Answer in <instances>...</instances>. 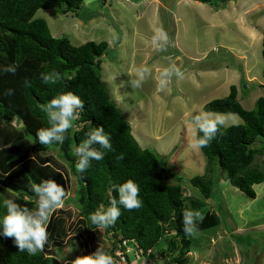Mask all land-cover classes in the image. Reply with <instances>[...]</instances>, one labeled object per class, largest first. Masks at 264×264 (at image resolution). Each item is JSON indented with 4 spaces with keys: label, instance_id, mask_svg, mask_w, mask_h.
<instances>
[{
    "label": "rangeland",
    "instance_id": "1",
    "mask_svg": "<svg viewBox=\"0 0 264 264\" xmlns=\"http://www.w3.org/2000/svg\"><path fill=\"white\" fill-rule=\"evenodd\" d=\"M211 7L192 0H82L73 13L39 9L33 15L44 20L52 37H66L72 46L86 41L107 43L106 55L100 59V80L134 141L164 161L165 183L178 185L182 198L202 201L217 219L215 227L187 237L189 249L183 255L179 239L170 230L160 250L152 257H140L136 264H264V183L253 185L254 198H247L220 170L211 167L206 173L203 154L188 148L191 116L208 101L226 96L230 85L236 88V99L244 110L252 109L255 99L264 96V0H231L214 7L217 10ZM159 28L168 33L166 52L156 51L150 43ZM166 56L185 70L186 79L173 78L169 88L158 94L155 76L167 66ZM141 64L150 67L153 75L141 88L133 89L131 70ZM19 125L17 120L10 123L18 131ZM260 140L254 148L264 143V138ZM30 145L24 139L21 153ZM51 158L55 164L50 167L61 173L71 198L73 179L61 161ZM250 167L264 170V149ZM206 174L215 182L209 199L188 183L191 177ZM52 216L62 219V235L52 246L47 244L52 264H71L98 247L108 253L109 236L97 229L88 231L71 202ZM81 235L88 242L86 249L80 248ZM128 256L133 258L131 253Z\"/></svg>",
    "mask_w": 264,
    "mask_h": 264
},
{
    "label": "trees",
    "instance_id": "2",
    "mask_svg": "<svg viewBox=\"0 0 264 264\" xmlns=\"http://www.w3.org/2000/svg\"><path fill=\"white\" fill-rule=\"evenodd\" d=\"M200 4L219 7L231 0H192ZM82 0H0V216L3 195L14 199L23 207L35 206L33 183L53 179L64 187L61 173L50 167L55 156L64 165L63 170L73 179V195L66 199L76 209L77 217L84 222L88 231L91 225L89 214L103 205L109 206V190L127 180H133L140 188L139 199L142 207L128 211L121 206V215L115 225L103 231L109 236L108 254L116 260L114 253L121 252L126 264L137 261L145 255L153 256L165 242V236L173 231L179 239L183 255L188 249V238L183 232L182 212L184 209L199 210L204 219L198 222V231L213 228L217 224L215 215L208 213L200 200L182 198L178 185L165 183L164 161L152 150L141 149L130 134L129 126L120 110L110 100L104 83L100 80V59L106 55L107 43L86 41L72 46L66 37L50 35L44 20L33 18L39 9L53 10L56 14L73 13L80 8ZM261 76L264 78V58ZM16 65L15 74L5 73L3 68ZM59 72L62 79L55 85L42 83L41 73ZM25 80L31 87H25ZM12 95H6L7 90ZM72 92L84 102L80 118L73 122V128L65 134L63 144L43 146L38 143L35 133L48 127L40 105L63 92ZM202 111L236 113L242 119L238 126L221 129L208 147L200 152L206 160V173L211 169L220 170L229 182L247 198H254L253 185L264 183V170L250 167L255 155L264 149L253 145L264 138V96L253 102L252 109L244 110L236 99V88L228 87L226 96L205 103ZM17 120L20 131L10 127ZM103 126L110 137L112 150L104 151V159L92 161L83 173L76 170L78 157L74 149L87 138L95 127ZM30 141L31 147L21 153L22 142ZM257 143V144H258ZM95 147L99 148L98 145ZM53 155H46V154ZM123 154V159L119 157ZM31 155V157H30ZM34 157V159H32ZM213 172V171H212ZM203 199L211 198L213 176H195L188 179ZM12 189L13 192L7 191ZM15 193V195H13ZM113 197L117 194L113 191ZM186 202V203H185ZM62 219L50 218L46 225L48 242L52 246L62 235ZM237 235V234H235ZM233 239L236 236L232 235ZM81 249L88 242L82 236ZM53 240V241H52ZM44 251L35 256L19 252L14 238L0 235V264H52L54 261ZM133 258H129L128 254Z\"/></svg>",
    "mask_w": 264,
    "mask_h": 264
},
{
    "label": "clouds",
    "instance_id": "3",
    "mask_svg": "<svg viewBox=\"0 0 264 264\" xmlns=\"http://www.w3.org/2000/svg\"><path fill=\"white\" fill-rule=\"evenodd\" d=\"M151 46L158 52H166L169 46L168 33L163 29H157L150 38ZM168 61L167 66L157 70L156 92H165L172 83L173 78L177 82L186 79V72L176 65L171 56L164 57ZM16 65H8L3 68L5 73L15 74ZM133 79L129 81L131 88L139 89L143 83L152 77L153 71L150 67L141 64L132 68ZM40 79L46 85H55L61 79L59 72L51 71L41 73ZM24 86L31 87V81L25 80ZM13 90L9 89L6 95H12ZM40 111L44 113L48 127L40 128L35 136L39 144L50 146L63 144L66 139V133L73 128V122L80 118V111L84 109V102L79 96L72 92L59 93L47 103L41 104ZM243 121L236 113H217L212 111H201L191 116L188 121V128L192 136L188 142V148L193 151H200L210 145L219 133L223 135L221 129L238 126ZM96 145L99 148L95 147ZM104 149L112 150L110 137L105 134L103 126L95 127L87 133V138L83 140L74 149V154L78 157L75 165L80 173L85 172L92 161H101L104 159ZM123 154L117 159L122 160ZM34 159V157H32ZM7 191L13 192L12 189ZM31 191L34 193L35 207L29 209L23 207L12 198L3 200V207L6 210L3 216H0V235L5 238H14L15 246L19 252H25L28 255L35 256L43 252L48 242V232L46 225L49 223L52 215L64 207L66 199L70 192L57 184L53 179L43 180L39 184L33 183ZM117 195L112 196V192ZM140 188L131 179L120 185H114L109 190V206L101 205L96 211L89 214V221L98 231L103 232L114 226L121 215V206L128 211L139 210L142 207V201L139 199ZM15 195V193H13ZM204 219L199 210L184 209L182 212L183 232L186 237H195L198 235V222ZM119 255V254H117ZM71 264H118V261L101 247L91 255L77 257ZM119 264H126L123 259ZM136 264V261H133ZM225 264H230L226 261Z\"/></svg>",
    "mask_w": 264,
    "mask_h": 264
},
{
    "label": "built area",
    "instance_id": "4",
    "mask_svg": "<svg viewBox=\"0 0 264 264\" xmlns=\"http://www.w3.org/2000/svg\"><path fill=\"white\" fill-rule=\"evenodd\" d=\"M117 254H119V255H117ZM114 255H115V257H117V261H118V264H119V262L121 261V259H123L121 252L116 251L114 253ZM123 261H124V259H123Z\"/></svg>",
    "mask_w": 264,
    "mask_h": 264
}]
</instances>
